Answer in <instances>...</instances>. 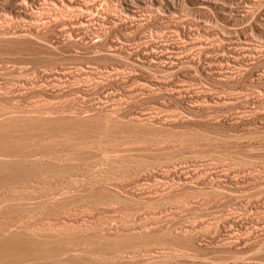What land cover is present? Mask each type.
Returning a JSON list of instances; mask_svg holds the SVG:
<instances>
[{"label":"bare ground","instance_id":"obj_1","mask_svg":"<svg viewBox=\"0 0 264 264\" xmlns=\"http://www.w3.org/2000/svg\"><path fill=\"white\" fill-rule=\"evenodd\" d=\"M115 1H116L115 4H113L112 0H0V2H2L4 8L9 13L11 18L16 19L17 21L20 20V21H22V23L23 22L26 23V25L28 27L26 29H24V27H23V29L18 28L16 30L15 29L13 30L9 26L7 28L4 27V28L0 29V47H3V49L1 48L2 51L5 48V50H4V52H5L6 50L9 49V46H11V47H12V45L15 46L14 44H19L18 47L22 44L23 45L27 44L33 48L35 47L37 49L36 53L38 55H39V50H40L41 54L43 52H46V53H43V57H44L47 53L48 54L51 53L53 55V53H55L56 50H59L60 47H62L61 49L63 50V46H66V49H68L67 46H69L71 48V50L74 47L75 51H76L77 48H79V46L82 45L83 46L82 49L86 50V52L88 51V53L89 52H95V54H94L95 56H96V54H98V55H101V57L102 56H104L105 58L109 57V59L110 58L111 59L118 58L119 61L122 60V62L120 61L121 63H123V61H124L127 64H129L131 66V68L142 69V71L144 70V72H146L145 70H148V71L149 70L150 71L151 70H154V71L157 70V72H158V71H169V70L173 71L174 69L175 70L176 69L182 70L184 68H189V67L193 68V69L196 68V70H197V68H199L202 71L201 72L198 69L200 71V73L211 74L212 77H214L218 81L219 80L220 81L226 80L227 82H228V80L233 81V79H235L237 76L240 77V75L242 73L240 75L238 73V75L236 76L235 71H237V72L238 71H240V72L244 71L243 67H245V66L242 67V64H241L242 61H244V60L246 61L249 59L251 60V58L252 59H258L256 57L257 56L256 52H257V50H260V49L256 48L255 45H252L251 44L252 42L250 43V39L247 36V34H248L247 32H248V30L251 31L252 35H253V31L256 33L264 34V0H115ZM188 5H193L195 8L194 11L200 12L207 17H212V18H207V19H216L217 21L219 20V21L223 22L225 25V28L227 29L226 33H228V35L230 33H232L231 34L232 36L234 33L235 37H233V38L229 37V40L226 39V41H224L225 38L222 37L223 42H227V41L228 42L224 44L221 40L222 43L219 42L220 43L219 44L217 42V44H214V45L213 44L206 45L202 41L195 39V37L193 39V37H191V34H192L191 28L186 26V24H185L186 22L181 18L182 11H184L185 9H188ZM4 8H3V10H4ZM150 17L156 18V20L157 19L165 20L164 25L162 24L161 26H159V27L156 26L154 28L155 31H158V33L159 32L162 33V31L163 32L167 31V33H169V34L178 36V37H180V39L182 38L183 43L180 44V43H177L175 41H172L173 40L172 37L171 38L167 37L163 41L161 39H160L161 41L160 40L157 41V39L154 40L151 37H150L151 39L147 38L148 37L147 33L150 34L151 31H153V30H146L145 29V21L143 24L141 19L143 18L144 20L147 21V18H150ZM213 17H215V18H213ZM138 18H141L140 19L141 23H138V21H139ZM4 24H7V23H4ZM52 25H55L57 29L60 25H63V26L66 25L67 26V27L64 26V27H66L65 28L66 30L62 26L63 30L60 31L59 35L54 32L56 34V36L57 35L60 36L61 33L65 30V32H67V33H65L64 36L67 34V37L62 36V37H64L63 38L64 41L63 40L62 41L56 40L53 42L52 40H50L52 42H50V41L46 42V40H45L46 35H48L49 33H51V35L53 34V31L51 30V28L49 29V26L52 27ZM57 25H59V26L57 27ZM154 25H156V24H154ZM224 25H223V27H224ZM240 25H243V27H240ZM238 26L240 28H238ZM46 27H48V29H47L48 34L46 33V35H44L45 37H43L41 34V32H42L41 29L46 28ZM194 27H195V25L193 26V29H194ZM52 28L54 29V27H52ZM43 30H46V29H43ZM49 30H51L52 32H50ZM128 31L133 32L136 37H134V35H132L134 38L130 37L131 38V40H130V38L128 37V39H126L125 35L127 34L126 32H128ZM146 31H147V33H146ZM77 32H79L78 35L80 33L82 34V36L80 35L79 37L83 40V42H81L82 40L78 36H77V38H79L81 41H79V42L76 41L77 38H75V35L77 34ZM42 33L45 34V31H43ZM116 33H120L122 38L118 37V35H117V37H114V35ZM56 36L54 35L53 37H56ZM167 36H169V35H167ZM253 36H255V35H253ZM60 37H57V39ZM46 38H48V37H46ZM54 39H56V38H54ZM74 39H76V40H74ZM201 40H203V39H201ZM23 45L21 47L24 48V50H25V46L23 47ZM193 46L197 47L198 51L196 53L195 52L191 53L188 51L189 54H185L186 53L185 49L187 47L193 48ZM6 47H8V49ZM11 47L9 50H11V54H12L13 53L12 51L14 49ZM18 47L16 46L15 49H17L18 51L22 49V48L18 49ZM28 48H30V47H28ZM74 48H73V51H74ZM31 49L32 48H30V50ZM61 49H60V51H62ZM9 50L6 51V53H5V54H7V56L9 54ZM68 50H69V52H71L70 49H68ZM84 50H82V51H84ZM2 51L0 52L1 55H2ZM27 51H28V53H27ZM27 51H26V53H27V55H29L32 53V51H36V50L34 49L30 52L27 49ZM80 51H81V47H80ZM16 52L17 51H15V53ZM20 52L22 54H25L23 51H20ZM36 53L34 52V55ZM59 53H61V52H58V54H56V55L58 56ZM67 53L68 52L66 50V55H67ZM79 53L80 52L78 51V54ZM5 54H3V55H5ZM11 54H9V56H13V54L12 55ZM22 54H20V56H22ZM41 54L39 55L40 58L38 56L37 60L43 58V57H41L42 56ZM84 54L85 53L83 52V55ZM91 54H90V57H93V54L92 55ZM3 55H2V58L4 57ZM34 55L32 54L31 56H34ZM64 55L62 54L61 57L63 58ZM66 55H65V57L68 59V57L73 58L72 56L74 54L70 55L71 57L69 55L68 56H66ZM7 56H6V58H7ZM9 56H8V58H9ZM17 56H18V53H17ZM46 56H48V55H46ZM53 56H55V54ZM57 56H55V57H57ZM74 57H77V54L74 55ZM98 57H100V56H98ZM6 58L4 57L3 59L5 60ZM19 58H21V57H17V59H15V58H13V59H15L17 63H20L21 61L20 62L17 61V60H19ZM58 58H60V57H58ZM64 58H63V60H64ZM261 58H262V56H261ZM1 59H0V61H1ZM7 59L5 61L3 60L2 62L7 61L6 63H9V62L11 63V61H13V59H8V60ZM21 59H22V62H24V65L27 61H28L27 62L28 64L26 63V65H29L30 64L29 62L35 63V60H33L31 58H30V61H29V58L27 59V57H25V59H24L23 56ZM23 59H24V61H23ZM44 59H45V57H44ZM46 59H49V58L46 57ZM53 59H55V58H53ZM9 60H11V61H9ZM25 60H27V61L25 62ZM31 60H33V61H31ZM57 60H59V59H57ZM41 61L45 62V64L47 65L46 60L45 61L41 60ZM48 61L50 62V59ZM51 61L53 62L55 60H51ZM64 61H66V59ZM64 61H63V64L66 65V63H64ZM37 62L34 64L36 66V68H38L42 63V62H39L38 64H40V65H36ZM52 62H50V63H52ZM56 62L57 63L54 62V64H58V66L60 64H62V63H60V61H56ZM247 62L248 61H246V63ZM50 63H48V64L50 65ZM243 63H245V62H243ZM45 64H44V66H45ZM63 64H62V67H63ZM14 65H16L15 62H14ZM18 65H16V66H18ZM24 65L22 64L19 67L20 68L22 66L24 67ZM30 65H32L30 67H32V68L34 67L33 70H35L37 72V70L35 69V66H33V64H30ZM49 65L46 66L47 69L51 68V66H52V64L50 65V67H49ZM124 65L125 64H122L121 66L123 67ZM252 65H253V63H252ZM9 66H11V65H9ZM44 66H43V69L45 68ZM119 66H120V64H119ZM3 67H4V65H3ZM12 67L15 68V66H11V68L9 67V69H12ZM59 67H61V65ZM124 67H127V66L125 65ZM32 68H30V69L32 70ZM52 68H54V66ZM66 68H68V67H66ZM22 69H19L20 72L17 69L18 70V71L16 70L17 73L18 72L21 73ZM47 69H45V70H47ZM2 70H5V71H2ZM6 70H7L6 67L0 68V71H2L3 73L6 72ZM38 70H42V68L38 69ZM69 70H70V73H68V70H66L65 68H62V69L60 68L57 71L54 70L56 73L55 74L56 76L54 77L56 79V83H57V81L62 80V79L63 80L66 79V82H67V78H65L64 75L65 76H66V74L70 75L72 71H71V69H69ZM77 70H79V69H77ZM82 70L86 71V67ZM92 70L93 69H91V71H90V69H89V71H88V69H87V72L90 76L92 74H94V72H92ZM124 70H125V68H124ZM245 70H246V67H245ZM25 71H26V69H25ZM27 71H28V68H27ZM35 71H33V72H35ZM93 71H95V70H93ZM249 71H247V73ZM7 72H6V74L9 75ZM14 72H15V70L12 71L13 74H14ZM41 72H39V73H41ZM50 72H51V70H50ZM73 72H74V70H73ZM77 72L75 71V73H77ZM79 72H80V70H79ZM96 72L98 73V70ZM96 72H95V75H96ZM130 72H127L128 75L125 74L126 75L125 76L126 78H124L125 80L122 78L119 79V77L118 78L113 77L114 79L112 78V80H111V78L110 79L107 78L106 80H110V84L114 85L115 87L122 86L126 81L132 82V81H137V80H142L141 82H143V85L146 87H148V86L154 87L153 85H156L157 83H159V82H157L155 84L154 80L152 79L154 77L151 78L147 74L148 72L145 73V76L141 75V77H139L137 75L136 71H132V72H136V74L130 73ZM245 72L246 71H244V73ZM17 73L15 72V74H17ZM22 73H23L22 74L23 79L26 77L27 74L29 75V73H27L24 77V74L26 72H22ZM43 73H44V71H43ZM43 73H41V74H43ZM75 73H74V77L77 76V75L75 76ZM183 73L184 72H182L181 74H183ZM249 73H252V72H249ZM13 74L12 75L10 74L9 76L11 77V76H13ZM50 74H52V73H50ZM84 74H82V75H84ZM187 74H189V73H187ZM5 75H3V76H5ZM20 75L21 74L16 75L19 80L21 78V77L19 78ZM28 75H27V77H28ZM35 75H36L35 77L39 76L36 73H35ZM43 75H40L42 77V79H44ZM69 75H68V77H69ZM99 75H101V74H99ZM252 75L253 74H251L250 76H252ZM16 76H14L12 78H15ZM250 76H248V77H250ZM258 76H259L258 77L259 80H261V81L264 80V75L260 74ZM27 77L25 78L26 80H27ZM31 77H34V75H31ZM61 77H64L65 79L64 78L60 79ZM74 77H71V79ZM87 77H88V75L86 76V78ZM2 78H4V77H2ZM34 78H32V79H34ZM76 78H74V79H76ZM81 78L79 76V80ZM88 78L91 79L92 76L88 77ZM18 79H16V80H18ZM32 79L31 80L29 79V81L33 82L34 80H32ZM93 79H95V78H93ZM12 80H11V83L13 82ZM45 80H43V81H45ZM50 80L47 79L48 82ZM87 80L85 79L86 82H87ZM92 80H91V82H92ZM102 80H101V82H102ZM238 80H240V79L238 78ZM29 81H26L24 83H27ZM40 81L43 82L42 80H40ZM71 81L73 82V79ZM83 81H84V79H83ZM88 81L90 82V80H88ZM20 82H22V78H21ZM34 82H36V80ZM37 82L36 83L38 85L39 81H37ZM41 82H40V84H42ZM60 82H62V81H60ZM72 82H70V83L73 85L74 82L73 83ZM77 82H78V79L75 83H77ZM106 82L104 81V83H106ZM9 83H10V81H9ZM15 83H16V81H14V85L18 86V84H15ZM33 83H32V85H33ZM49 83L50 84L53 83L52 85H55L54 82H49ZM64 83H65V81H64ZM64 83L60 84L63 87L62 89H59L60 87H57L58 85L56 84L57 85L56 87L58 88L56 91H55V89L51 90V88H53V86L49 85V87L51 86V88H48L49 90H51L50 92H48L46 85H44L46 83H43V85L39 84L38 86L35 84L36 85L35 88L31 86L33 89H31V87H28L29 85L27 83L28 86L25 85V87L30 88V90L29 89L26 90L27 89L26 88L25 89L26 91L24 89L19 90L20 84H19V88H17V86H14V85L12 86L11 84L10 85L7 84V82H6V84L11 86V87L8 86V88H4L3 85H5V84H3V85L0 84V85H2V87L0 86V264H126L124 262L128 261V263H129V259L131 261V257L134 258L135 255L139 256L138 253H141V252H143V254L147 256V258H150V260H151V258H154L153 260L156 259L158 261H162V260L165 261V260H167V258H168V260L171 257L175 258L176 254L174 252L170 253L169 250L165 251L163 249L165 252L170 253L168 255H164V254H162V253H165L163 250L162 251H161V249L159 251L155 250V248L156 249L158 248V247H156L157 242H160V241H162V239H166V237H168L167 240H170V241H174V240L186 241V242L188 241V242L194 244L195 240H196L194 237H196V236L193 235L194 233L192 232V230L190 228L178 227L179 230H176V228L173 225L170 226V223H169V225L168 224L167 225L170 228L171 227L175 228V230H171L166 225L164 226L162 224H152L150 222H149L150 224H144L143 223L141 225V224H137V222H135V220L131 221V219H130V221H127V222L125 220V223H121L122 222L121 221L120 222L121 224L114 223V224H111L110 226L102 225L99 227H95V225L93 224L94 227H91V228L88 227L89 229H87V228L83 227L84 224H83V226H82V224L81 225L79 224V222H78L79 220H77V221L72 220L71 215H74L73 213H75V212H73V211L76 210L79 205L81 206L80 209H82V205L86 206L88 204H90V205L95 204V206L97 204L96 207H98V204H100V203L105 204L107 201H109L108 198H111L110 199L111 202L109 201L108 205H109V203H112V199L118 201V198L115 199L113 197H115V196L117 197V195L114 194L115 192H117V193H119V195H121L120 194L121 192H119V191H120V189L121 190L124 189L125 185H123V188H120L121 183H119V181L122 177L131 176V175L133 177L136 175L134 178H136V177L140 178L142 176V177H145L148 179V178H151V176H153V174H152L153 170L156 169L157 167H160V166H164L168 170V172L166 171V174L162 173V177H164V175H166V176L172 175L178 181L177 183L183 185V186L180 185V186H182L179 188L180 191H184V192L186 191L187 192V190L191 188V186H190L191 184L190 185L188 184V180L191 177L190 175L192 174V176H193L194 172H196L195 168H194L195 170L194 169L190 170L191 168L189 167V165L187 163L190 161L191 162L195 161L197 157L195 158L193 155L190 157L188 156L189 158H185V156H183L185 159L182 156L176 157V155H177L176 153L179 151L178 150V151H175L176 155H174V153L169 152L170 154H167L164 159L160 158V159L155 160V158H154L155 161L151 160V162L141 163V164L139 162H142V160L145 158H143L142 160L141 159L138 160V159H135L134 156H132L131 160H132V158H134L135 159V160L133 159L134 163L136 160H137V162L134 164L132 161L130 164H125L126 160L129 158V155H128V157L123 155L124 159L122 158V155L120 153H118V155L120 154L121 158H120V155L119 156L117 155V153L115 154L116 157H114V155H113L114 153L112 154L113 157H111V155H110L112 152H119V151L124 152V149L120 150L121 149L119 147L120 145L117 146L120 148L118 151H111L107 148V145L109 146V144L111 142V140H108V138L110 136L112 138L114 137L115 139L117 138L118 140L121 138L122 139L123 138H125V139L129 138L130 139L131 137H133V133L135 135L136 132L137 133L142 132V130H151L152 129V131H153V129L154 130L155 129L157 130L159 128L165 129V127H168V126L173 127L174 124H176V126H179V125H177V123L183 124L184 120L180 117V119L174 118L175 120H173V118H172V121L171 120L164 121L163 119L159 120V119H161L159 117L154 118L153 114H152V116H148V115H145L142 113H127L128 110L123 112L124 108L122 111L120 110V108H122V106H123L120 101H118L122 105L120 108H118L119 107L118 105H117V107L110 106V108H109L108 104H107L108 108L102 107V105H104V104H102L103 101H101L100 98L99 99L97 98V99L102 102V103L100 102L102 105L101 104L98 105L97 104L98 102L96 103L94 101L96 103L95 105L91 104V106L86 107L83 104V106H82L81 102H83L84 99H83V101L80 100V96L77 95L78 93H76V92H80V93L82 92L79 88L81 86L80 83L78 82L79 87H77L78 84L76 85V87L75 86L74 87L67 86L66 90H64L66 86H63V85H66L68 83H65V84ZM95 83H93V84L96 87ZM107 83L109 84V82H107ZM22 84L23 83H21V85ZM125 84H127V83H125ZM89 85H90V83H89ZM102 85H101V83H100V85L98 84L97 88L98 87L103 88ZM105 85L107 87V84H104V87H105ZM159 85H160V83H159ZM162 85L160 87H163ZM164 85H167V84H164ZM115 87H113V88H115ZM94 89H96V88H93V90ZM98 89H96V91H98V92L99 91L101 92L102 90L104 91V88L102 90H98ZM255 89L256 88H254V90ZM176 90H177V88H176ZM33 92L34 93L36 92V94H34ZM87 92H85V93H87ZM129 92H133V90H131ZM30 93H33L35 95V97H37L39 94H45L47 96L48 95L49 96L55 95V98H56L57 94H59L61 96H65L64 94H66V93H67L66 96H70L73 98V96L75 94L73 96H72V94L76 93V95L79 96V99H77V101H78L77 103H76V100L73 103L74 104L76 103V105L77 104L79 105L81 103V105H79L78 107L77 106L72 107L71 105H74V104L71 103V105H68V103H70V101L66 99L65 102L69 101L66 104V106H68L67 107L68 109H66V107H62V106H64L65 103L63 104L60 97H59V99H57L58 98L57 97L56 99H54V98H52V99H54L53 101L56 100L57 103L59 100H61L60 101L61 103L59 102L61 104L60 105L61 107L58 106L56 103H55L56 104L55 105L53 103V101L49 104L50 106H48L49 102L47 103L45 101L48 99H45L44 101H42L45 97L47 98V96H45V95H44L45 97L41 101H42V103L43 102L47 103V105L43 103L44 106L46 105V107H43V106L41 107V105H40V107H38L39 104H37V107H36V104L33 102L35 104V105H33L31 100L28 101V103L31 102V105H26V104L23 105L24 101H22L23 103H20L21 100H24L25 98H28V99H25L26 101L29 100V97L31 96ZM37 93H39V94H37ZM68 93L69 94L72 93V94L69 95ZM107 93H108V91H107ZM244 93H245V91H244ZM103 94H104V92H103ZM115 94L109 95L108 98L111 96L110 98L112 99V95H115ZM129 94H131V93H129ZM177 94L179 95V96L177 95L178 97L181 96L179 92ZM27 95L29 97H26ZM76 95H75L74 99L77 98ZM104 96H106V94H104ZM39 97L40 96H38V98H36V100L38 99L37 101H39ZM89 97H90V95H89ZM160 97H162V96H160ZM195 97H199V95H196ZM31 98H32V96H31ZM61 98L63 99V97H61ZM72 98H70V99H72ZM81 98H83V97H81ZM74 99H72V101H74ZM113 99L115 100L114 97H113ZM122 100H123V98H122ZM179 100H180V98H179ZM33 101H35V99ZM79 101H81V102H79ZM92 101H93V99H92ZM94 102H92V103H94ZM227 102H229V101H227ZM36 103H39V102H36ZM42 103H40V104H42ZM84 103H87V102L84 101ZM115 103H117V101ZM179 103H181V101ZM51 104L52 105L54 104L53 107L51 106ZM87 104H89V103H87ZM141 105H143V104H141ZM55 106H58V107H55ZM70 106H71V108H70ZM224 114H226V113H224ZM214 120H215V118H214ZM262 120H264V119H262ZM237 121H239V120H237ZM189 124H190V122H189ZM254 124H256V123H254ZM208 125L210 126V124H208ZM205 127H206V125H205ZM218 130H220V129L218 128ZM131 133H132V136H131ZM151 133H149V134H151ZM172 133H170L171 134L170 136H172ZM111 137L109 139H111ZM142 137H144V136H142ZM205 137L203 136L204 139H205ZM139 138H141V137H139ZM157 138H152L148 144L146 142H144L145 144H142L143 142L140 143L141 142L140 140H139L140 141L139 143L142 146H145V145L148 146L151 144L152 146H157V147H160V145L162 146V145L166 144L165 139H163V138L159 139L160 138L159 137L158 138L159 140H156ZM170 138H172V137H170ZM191 138H193V137H191ZM134 139L137 140L138 138L136 139V137H135ZM134 139H130V140L132 141ZM252 139H254V138H252ZM118 140H116V141L119 142ZM189 140H187V141H189ZM239 140H241V139L239 138ZM108 141H110V142H108ZM168 141H169V139H168ZM215 141H218V140H215ZM107 142H108V144H107ZM117 142L114 145H118ZM127 142L129 144L130 141H127ZM132 142L133 143L138 142V140L132 141ZM179 142H181V141H179ZM179 142L175 141L173 143H176V144L178 143L179 145L184 143V142H181V144H180ZM132 144H130V146L132 148L135 147L136 145L138 146L137 143H136V145L133 144L135 146H132ZM206 144H208V143H206ZM241 144H240V146H241ZM175 145H174V147H175ZM179 145H176V146L178 147ZM202 145H203V143L200 146H202ZM244 145H246V144H244ZM137 146L135 148H138V150H139L141 147L139 146L140 147L139 148ZM167 146H169V145H167ZM170 146H171V144H170ZM182 146L184 147L185 144H183ZM117 147L115 146L114 149ZM125 147H127V145ZM148 147H150V146H148ZM165 147L166 146L163 147V150ZM174 147H172V148H174ZM187 147H188V149H190L189 147H191V146L187 145ZM112 148H113V146H112ZM156 148H154V150ZM184 148H186V147H184ZM128 149H129V145H128ZM128 149H125V150H128ZM144 149H148V148H144ZM144 149L142 148L143 151H144ZM165 149H168V148L166 147ZM169 149L171 151V148H169ZM149 150H150V148H149ZM154 150H152V151H154ZM161 150H162V148H161ZM136 153H138V152H136ZM193 153H195V151ZM123 154H125V152ZM186 154H188V153H186ZM137 156H139V155H137ZM125 158H126V160H125ZM138 158H140V157H138ZM151 158H153V157H151ZM124 160H125V162H124ZM144 161L145 160H143V162ZM232 162H234V161H232ZM234 163H236V162H234ZM161 169H163V167L160 168L159 170H161ZM166 169H164V170H166ZM261 174H263V173H261ZM195 176H197V175H195ZM159 177H161V176H159ZM235 178H237V177H235ZM122 180L123 179H121V182H122ZM202 180H203V178L201 179V181ZM208 181H209V179H208ZM123 182H122V184H123ZM162 182H164V181H162ZM174 182H173V184H174ZM209 182L206 183V185L209 184ZM223 182L221 183L219 181V183H218V181H217V185L219 184L218 185V188H219L218 191H220L221 193H229L230 194L233 192L232 194H235L234 192L237 191L236 189L239 188V186H238L239 182H237L238 184H236L235 182L234 183H231V182L223 183ZM136 184H138V183H136ZM170 184L172 185L171 182H170ZM166 185H168V184H166ZM214 185H215V183H214ZM141 186L144 187L143 184ZM146 186H148V185H146ZM170 187H169V190L167 192L165 191L167 193V195H166L167 197H168V195H173L176 197V195H174L176 193L177 194L180 193V196H181L182 193L179 192L178 190L174 189L175 187L173 189L172 188L170 189ZM118 188H120L119 191H117ZM192 190H193V188H192ZM197 190H199V189L197 188ZM125 191L126 190H124V192ZM163 191L164 190H162V192ZM213 192H214V194L216 193L215 191H213ZM122 194H124V193H122ZM125 195H123V196H125ZM226 195L228 196V194H226ZM130 196H132V195H130ZM143 196H144V193H141V191L137 195V197L140 199ZM166 196L164 198H166ZM177 196H179V195H177ZM223 196H225V194ZM232 197H233V195H232ZM125 198H126V196H125ZM123 199H121V201H123ZM132 199H133V196L131 197L130 200H132ZM114 200H113V202H115ZM130 200H128V201H130ZM233 201H234V199H233ZM161 202H163V201H161ZM117 203H119V201ZM145 203H146V201H144V204ZM122 204H124V203H122ZM156 204H157V202H156ZM182 204H181V206H182ZM158 205H160V204H158ZM93 206L91 208H93ZM88 207L90 209L89 205H88ZM85 208H87V207H85ZM228 209H230V208H228ZM77 210H76V212H77ZM138 210H140V209H138ZM171 216H173V215H171ZM225 217L227 218V216H225ZM178 219H180V218H178ZM223 219H224V217H223ZM163 221L164 220H162V222ZM227 221H228V224H230V226L231 225H234V226L238 225V219H236V218H231L228 216ZM82 222H80V223H82ZM214 222H216V221H214ZM97 223H99V222H96V224ZM172 223H174V222H172ZM217 224H215V225H217ZM163 228L169 229L170 231H168V233H166V232H164ZM231 231L232 230L227 231L228 232L227 234H229V236H231V233L234 232V231H232V232ZM258 233H257V235H258ZM254 236H255V234H254ZM164 241H166V240H163V242ZM228 241H231V240H228ZM163 242H161V243H163ZM240 243H241V241L238 244H240ZM154 244H156V245L154 246ZM198 244H200V243H198ZM233 244H235V243H233ZM233 244L230 243L229 245L226 244L225 246H227L229 248L230 247L233 248L234 247ZM237 246H235L234 249L237 248ZM189 247H191V246H189ZM182 252L178 253L179 257L181 258V256H184V258H183L184 260H185V257L188 258V260H189V258L191 256H189L188 253L184 254V252H183V254H181ZM214 252L216 253V251H214ZM225 252H229V250H227ZM240 252H241V250H240ZM143 254L140 256L141 258L143 257ZM242 254H244V253H242ZM179 257H177V258H179ZM143 258H145V259L143 260ZM143 258H142L141 262L142 261L145 262V260L147 259L146 257H143ZM213 258H215V257H213ZM190 260H192V259H190ZM132 261H133V259H132ZM229 261H231V260H229ZM239 261L240 262L237 264H245L244 262H241V259ZM133 262H135V261H133ZM152 262L153 261H151V264H152ZM194 262H196V261L194 260ZM164 263H166V261ZM139 264H141V263H139ZM148 264H149V262H148Z\"/></svg>","mask_w":264,"mask_h":264},{"label":"rangeland","instance_id":"obj_2","mask_svg":"<svg viewBox=\"0 0 264 264\" xmlns=\"http://www.w3.org/2000/svg\"><path fill=\"white\" fill-rule=\"evenodd\" d=\"M113 4H115V0H112ZM4 6L2 4V2H0V29L2 28H7V27H11L13 30L15 29H18V28H22L24 27V29L28 28L26 23H22V21L20 20H16V19H13L10 17L9 13L6 11V9L4 8ZM195 8L193 5H188V9H185L184 11H182L181 13V18L186 22V26H188L189 28H191V37H195V39H198L200 41H202L203 43H205L206 45H210V44H217V42L219 43H222L223 42V38L224 37V41L229 40V37L230 38H233L235 37V34L233 33V36L231 35L232 33H230L228 35V33H226L227 29L225 28V25L223 22L221 21H217L216 19H207V18H212V17H207L205 15H203L202 13L200 12H196L194 11ZM8 13H6V12ZM194 11V12H193ZM205 18V19H204ZM215 18V17H213ZM139 21L138 23H141V20H142V23L144 24V21H145V29L146 30H153L151 31V33H147V38H152V39H157V41H159L160 39L163 41L165 40V38L169 37L171 38L172 37V41H175L177 43H180L182 44L183 40L182 38L180 39V37L178 36H175V35H172V34H169L167 33V31H162L158 33V31H155L154 28L157 26H161L162 24L164 25L165 24V20H160V19H157L156 18H147V21L144 20L143 18H138ZM141 19V20H140ZM12 20V21H11ZM150 20V21H149ZM159 20V21H158ZM189 20V21H188ZM161 21V22H160ZM197 21V22H196ZM216 21V22H215ZM160 22V23H159ZM189 22V23H188ZM218 22V23H217ZM4 23H7V24H4ZM22 23V24H21ZM2 24V25H1ZM156 24V25H154ZM217 24V25H216ZM220 24V25H219ZM5 25V26H4ZM26 25V26H25ZM147 25V26H146ZM195 25L194 29H193V26ZM224 25V27H223ZM3 26V27H2ZM14 26V27H13ZM20 26V27H19ZM59 25H57L58 27ZM60 25L58 27V29L56 28L55 25H52V27H54V29L49 26V29L51 28V30L53 31V36L56 34L59 35L60 31L63 30V27L66 26L64 25ZM67 27V26H66ZM64 27V29L66 28ZM240 27H243V25H240ZM238 26V28H240ZM56 28V29H55ZM43 29H48V27L46 28H43ZM41 29V31H45V34L41 32L42 36L45 37L44 35H46V33L48 34V30H43ZM199 29V30H198ZM201 29V30H200ZM224 29V30H223ZM51 30H49L50 32H52ZM66 30V29H65ZM65 30L61 33V37L60 36H56V37H53L51 35V33H49L48 35H46V38L45 37V40L46 42L47 41H50L52 40L53 42L56 41V40H63L64 41V37H67V34L64 36L65 33ZM207 30V31H206ZM56 34H55V33ZM79 32H77V34L75 35V38H77V36L79 37L80 35L82 36V34L80 33L78 35ZM127 34L125 35L126 36V39H128V37H136L135 34L133 32H126ZM131 33V34H130ZM133 33V34H132ZM194 33V34H193ZM211 33V34H210ZM213 33V34H212ZM247 36L248 38L250 39V43L252 45H255L256 48L260 49V50H257L256 52V57L258 59H252L249 61V60H246L248 61L246 63V61H242L241 64H242V67L245 66L246 67V70H245V67H243L244 71H246L245 74L244 71L243 72H240V71H235V74L237 76L235 79L232 80H228V82L226 80L224 81H218L217 79H215L214 77H212L211 74H205V73H200L201 69L196 68L193 69V68H184L182 70H169V71H158L157 70H145L146 72H144V70L142 71V69H133L131 68V66L129 64H127L126 62L122 60L119 61L118 58H113V59H109V57L105 58L104 56L101 57V55H98L96 54V56L94 55L95 52H89L88 51L86 52V50L82 49V45L79 46V48H77V50L80 52L78 54V51L76 50L75 51V48H74V51H73V48L71 50V48L69 46L68 49L71 50V52H69L68 49H66V46H63V50L61 49L62 47H60V49L62 51L59 50H56L55 53H53V55L55 54V56H57L56 54H58V52H61L63 55L65 54L66 55V50H67V55L68 56L70 53V55L74 54L76 55L77 54V57H74V55L72 56L73 58H69L68 59L65 57L64 55V60L66 59V61L63 60V58L61 57L62 54L59 53V55L57 57L53 56L51 53L50 54H46L48 56H44L43 57V53H46V52H43L41 54L40 50H39V55L41 54L43 58L41 59H38V54L36 53L37 52V49L34 47H31L30 45H23V47L25 46V50L24 48H22L20 45L18 47L19 44H14L15 46L12 45L9 46V49L10 47L13 48L15 51H17L15 53V51L13 50L12 54L13 56H9V54H11V50L8 49V47H6L8 50H9V58L7 56L6 50L4 48V50L2 51L3 47H0V52L2 51V55L5 54L7 56L8 59H17V57H21L22 56L24 57H27V59L29 58V61H30V58L35 60V63L37 62L36 65H40L38 64L39 62H42L41 63V67L39 66L38 68H36V66L34 65L35 63H31L29 62L30 64H33V66H35V69L37 70V72H41L43 73L44 71V75L41 74V73H37L35 70H33L32 65H26V63L28 62L27 60H25V65H24V62H22V59L19 58V60H17L18 62L20 63H17L15 59H13V61L16 63V65H14V62L11 61V63H6V62H2L4 59V57L6 58L5 55H3L4 57L2 58V55L0 56V68H4L6 67L7 70L6 72L10 75H12V71L15 70V72L17 73V71L19 69H22L21 70V73L20 70L17 74H13V76H9L6 74V72H2V71H5V70H2L0 71V84H5L3 85L4 88H8V86L11 84L12 86L14 85V81H16L15 84H18L17 85H14V86H17V88H19V84H20V88L19 90H22V89H26L28 87H36L37 85V81H39V84H40V80H45L43 82H41L42 84L40 85H43V83H46L44 85H46L47 87V90L48 92H50L51 90L55 89V91L58 89L57 87H60L59 89H62L63 87L60 85L61 83L63 84L64 81L65 83H68L66 85H63V86H66L64 90L67 89V86L69 87H76V85L78 84V82L80 83V87H79V84L77 85V87L80 88V90L82 91L81 93L80 92H76L78 93L77 95L80 96V100L87 102V103H82V106L84 104V106H91V104L95 105L97 102L98 105H100L103 101L102 104V107H106V108H110V106L112 107H117V105L119 106L118 108H120L122 105V108H120V110L122 111L123 108H124V111H127V113H142V114H145V115H148V116H152L153 114V117L154 118H161L159 120H164V121H169L171 120L172 121V118L173 120H175L174 118H178L180 119V117L184 120V123L180 124V123H177V125L179 126H176V124L173 125V127L171 126H168V127H165L164 128H159V129H152L151 130H142V132H136V134L134 135L133 133V137H131L130 139H134L136 137V139L138 140V142H132V141H137V140H130L129 138L128 139H125V138H121V139H115L114 137L112 138L111 136V139L108 138V140H111L108 141L110 142L109 146L107 145V148L111 151H118L120 148V150H123L124 149V152L125 154H123L124 152L123 151H119V152H112L110 155L111 157H116V153L118 155V153H120L122 155V158L124 156L128 157L129 155V160L125 158L124 162L125 164H130L133 159H143L145 160L143 162H139L140 164L141 163H148V162H151V160L153 161L154 158L155 160L156 159H160V158H165L167 154H170V153H174V155H176V157H183L185 156V158H189L190 156H194L196 158L195 161L193 162H188L187 164L189 165V167L191 168L190 170H193L194 168L196 169V172H194V175L192 176V174L190 175V179L188 180V184L191 186L190 189L187 190V193L186 191H180V187H182L183 185L182 184H179L177 183L178 181L172 176V175H169V176H166L164 175V177H162V173H165L166 174V171L168 172V170L166 169V167L164 166H160V167H157L156 169L153 170L152 174L153 176H151V178H145V177H136L134 178L135 176L132 177L131 176H126V177H122L121 179L122 182H121V179L119 181V183H121V186L120 188H123V185L124 186V189H120L118 188L117 191H120L121 192L119 195V193L115 192L114 194L117 195V197H113L115 199L118 198V201L119 203H117L118 201L117 200H114L112 199V203H109L108 205V202L110 201L111 198H108L109 201H107L105 204H98V207L97 204L95 206V204H88L90 206V209L88 207V205H82V209L81 206L79 205L77 207V212L76 210H74L73 213L74 215H71L72 217V220H79V224L83 226L84 224V228H91V227H99V226H102V225H108L110 226L111 224H121V223H125V220L126 222L127 221H133L135 220V222H137V224H162V225H166L168 226L169 223H170V226H174L176 228V230H179L178 227H181V228H190L192 230V232L194 233L193 235L196 236L194 237L196 240H195V243L192 244L190 242H186V241H179V240H174V241H170V240H167L168 237H166V239H162V241L160 242H157V245L154 244V246L156 245V247H158L157 249L155 248V250H160L161 251L164 249L165 251H168L171 253V252H174L176 254V259L174 257H171L167 258L166 263H164L165 261L162 260V261H158V260H153L154 258H147L146 255L143 254V252H141L143 254V257H146L147 259L144 261L141 262L142 258L140 257L142 254L141 253H138L139 256L135 255L134 258L131 257V261L133 259V261L135 262H131L130 259H129V263L128 261L127 262H124L126 264H151V261L152 264H159L160 262L162 264H237L239 263L240 259H241V262H244L245 264H264V80L261 81L258 79V75H264V34H260V33H256L253 31V36L251 31L248 30L247 32ZM198 34V35H197ZM120 37L122 38L121 34L120 33H116L114 35V37ZM134 35V37L132 36ZM169 35V36H167ZM217 35V36H216ZM232 37H231V36ZM64 36V37H62ZM165 36V37H164ZM197 36V37H196ZM250 36V37H249ZM57 37H60L57 39ZM205 37V38H204ZM215 37V38H214ZM221 39H220V38ZM258 37V38H257ZM262 37V38H261ZM56 38V39H54ZM80 38V37H79ZM79 38L74 39L76 41H81ZM142 38V37H141ZM150 38V39H151ZM143 39V38H142ZM145 39V38H144ZM175 39V40H174ZM203 39V40H201ZM211 39V40H210ZM131 40V38H130ZM160 40V41H161ZM222 40V42H221ZM50 41V42H52ZM207 41V42H206ZM83 42V40L81 41ZM215 42V43H214ZM228 42V41H227ZM227 42H223L224 44L227 43ZM219 43V44H220ZM261 43V44H260ZM77 45V44H76ZM16 46L18 47V49L22 48L21 50H17L15 49ZM78 46V45H77ZM27 47V48H26ZM32 48L30 50V48ZM80 47H81V51H80ZM2 48V49H1ZM66 50H65V49ZM262 48V49H261ZM27 49L31 52L32 50H36V51H32L31 54H29L30 56L33 54L34 55V52L36 53L34 56H29L27 55L28 51ZM187 49V50H186ZM185 49V54H189V52L191 53H196L198 51L197 47L193 46L192 47H187ZM84 50V51H82ZM20 51H23L25 54H22ZM27 51V53H26ZM64 51V52H63ZM73 51V52H72ZM189 51V52H188ZM193 51V52H192ZM4 52V53H3ZM77 52V53H76ZM83 52L85 53L83 55ZM8 53V52H7ZM17 53H18V56H17ZM22 54V56H20V54ZM93 54V57H90V54ZM190 53V54H191ZM11 54V55H12ZM87 54V55H86ZM91 54V55H92ZM15 55V56H14ZM51 55V56H50ZM69 55V56H70ZM89 55V56H88ZM17 56V57H16ZM79 56V57H78ZM100 56V57H98ZM262 56V58H261ZM33 57V58H32ZM46 57H48L50 59V62H52L51 60H55L53 61L52 63H50L48 60L49 59H46ZM55 59H53V58ZM60 57V58H58ZM71 57V56H70ZM90 57V58H89ZM6 58V59H7ZM36 58V59H35ZM40 58V56H39ZM5 59V60H6ZM7 59V60H8ZM23 59V61H24ZM59 59V60H57ZM64 63H66V65L63 64V61ZM118 59V60H117ZM4 60V61H5ZM31 60V61H33ZM37 60V61H36ZM40 60V61H39ZM41 60H46L47 62V65L45 64V62L41 61ZM68 60V61H67ZM56 61H60V63L63 64V67H62V64H59L61 65V67L58 66V64H54L57 63ZM62 61V62H61ZM252 61V62H251ZM2 62V63H1ZM245 62V63H243ZM24 65V67L22 66L21 68L19 67L20 65L22 64ZM50 63V65L52 64L51 68L50 65L48 64ZM251 63V64H250ZM253 63V65H252ZM257 63V64H256ZM8 66H7V65ZM13 64V65H12ZM28 64V63H27ZM45 64V66H44ZM54 64V65H53ZM120 64V66H119ZM122 64H125L127 67H122L121 65ZM4 65V67H3ZM15 66L12 67V69H9V67L11 68V66ZM45 67L43 69V66ZM49 65V69H47L46 66ZM58 67H57V66ZM54 66V68H52ZM56 66V67H55ZM68 67L69 69H71V74H66V76L64 75L65 78H67V82H66V79L64 77H61L60 79L64 78L65 80H59L57 81L56 83V79L54 78L56 75L55 71L59 70L60 68H65L66 70H68V73H70V70L66 67ZM88 66V67H87ZM91 66V67H90ZM86 67V71L85 70H82ZM130 67V68H129ZM259 67V68H258ZM14 68V69H13ZM27 68H28V71H27ZM32 68V70L30 69ZM42 70H38V69H41ZM118 68V69H117ZM121 68V69H120ZM125 68V70H124ZM9 69V70H8ZM18 69V70H17ZM26 69V71H25ZM47 69V70H45ZM55 71H54V70ZM74 72H73V70ZM79 69V70H77ZM87 69L89 71H91V69L95 70L92 72H94V74H92V78L89 79L88 77H91L88 72H87ZM123 69V70H122ZM131 69V70H130ZM200 71H199V70ZM11 70V71H10ZM17 70V71H16ZM30 70V71H29ZM51 70V72H50ZM83 72H82V71ZM98 70V73L96 72ZM131 72H130V71ZM250 70V71H249ZM35 71V72H33ZM75 71L78 73H75ZM117 71V72H116ZM132 71H136L137 72V75L139 77H141V75L145 76V73H147L155 82V84L157 82L160 83H157L156 85H153L154 87L152 86H144L143 85V82H141L142 80H137V81H126L125 83L127 84H123L122 86L120 87H115L114 85L110 84V80H106L107 78L112 80L113 77L115 78H118L119 79H124L126 78L125 76L128 75L127 72H130V73H134L136 74V72H132ZM247 71L249 72H252V73H247ZM2 72V73H1ZM22 72H26L24 74V77L27 73H29L28 77H27V80L23 79V73ZM32 72V73H31ZM47 72V73H46ZM49 72V73H48ZM95 72H96V75H95ZM101 72V73H100ZM105 72V73H104ZM120 74H119V73ZM182 72H184L183 74H181ZM202 72V71H201ZM34 73V74H33ZM35 73L37 75H43L44 79H42V77L38 76V77H35ZM52 73V74H50ZM74 73H75V76L77 77H74ZM86 75H85V74ZM129 73V74H130ZM139 73V74H138ZM189 73V74H187ZM196 73V74H195ZM6 74V75H5ZM18 74H21L19 76V78L21 77L22 78V82L21 81V78L20 80L18 79V77L16 75ZM49 74V75H48ZM84 74V75H82ZM101 74V75H99ZM126 74V75H125ZM146 74V75H147ZM251 74H253L252 76H250ZM5 75V76H3ZM31 75H34V77H31ZM52 77H51V76ZM69 75V77H68ZM72 75V76H71ZM88 75V77L86 78V76ZM98 75V76H97ZM119 75V76H118ZM123 75V76H122ZM184 75V76H183ZM189 75V76H188ZM7 76V77H6ZM16 76L15 78H12ZM79 76H80V80H79ZM112 76V77H111ZM191 76V77H190ZM246 76V77H245ZM250 76V77H248ZM4 77V78H2ZM50 77V78H49ZM71 77H74L72 78L73 79V82L74 84L72 85L70 82H72L71 80ZM178 77V78H177ZM7 78V79H6ZM13 80H12V79ZM34 78V79H32ZM41 78V79H40ZM53 78V79H52ZM95 78V79H93ZM199 78V79H198ZM238 78L240 80H238ZM10 79V80H9ZM15 79V80H14ZM18 79V80H16ZM29 79L31 80H36V82H32V81H29ZM38 79V80H37ZM47 79H51L49 82H54L55 85H52L53 83H49L47 81ZM69 79V80H68ZM78 79V82L75 83ZM84 79V81H83ZM85 79L87 80H90V82L87 80V82L85 81ZM93 79V80H92ZM103 79V80H102ZM114 79V78H113ZM248 79V80H247ZM6 80V81H5ZM11 80L13 81L11 83ZM76 80V81H75ZM92 80V82H91ZM100 80V81H99ZM102 80V82H101ZM125 80V79H124ZM156 80V81H155ZM158 80V81H157ZM165 80V81H164ZM182 80V81H181ZM238 80V81H237ZM10 81V83H9ZM26 81H29L27 83H24ZM62 81V82H60ZM96 83H95V82ZM99 83H98V82ZM104 81L106 82H109V84L106 82L104 83ZM170 81V82H169ZM261 81V82H260ZM9 84L7 85L6 84ZM18 82V83H17ZM31 82V83H30ZM60 82V83H59ZM72 82V83H73ZM86 82V83H85ZM134 82V83H133ZM185 82V83H184ZM243 82V83H242ZM252 82V83H251ZM21 83H23L21 85ZM33 83V85H32ZM64 83V84H65ZM71 85H70V84ZM90 83V85H89ZM95 83L96 84V87L95 85L93 84ZM103 86L104 88V91L102 90L103 88H100L98 86V84ZM183 83V84H182ZM194 83V84H193ZM235 83V84H234ZM36 84V85H35ZM38 84V85H39ZM48 84V85H47ZM58 86H57V85ZM104 84H107V87L105 85L104 87ZM163 84V85H162ZM164 84H167V85H164ZM2 85H0L2 87ZM35 85V86H34ZM37 85V86H38ZM49 85L53 86V88H51V86L49 87ZM94 85V86H93ZM163 86V87H160V86ZM239 85V86H238ZM56 88H55V87ZM166 86V87H165ZM199 86V87H198ZM230 86V87H229ZM254 86V87H253ZM11 87V86H9ZM24 87V88H23ZM31 87V89H33ZM68 87V88H69ZM85 87V88H84ZM115 87V88H113ZM132 87V88H131ZM157 87V88H156ZM235 87V88H234ZM48 88H51V90H49ZM93 88H96L98 90H102L100 93L98 91H96V89L93 90ZM119 88V89H118ZM129 88V89H128ZM137 88V89H136ZM166 88V89H165ZM169 88V89H168ZM177 88V90H176ZM254 88H256L254 90ZM30 90V88H27L26 90ZM83 89V90H82ZM157 89V90H156ZM172 89V90H171ZM180 89V90H179ZM228 89V90H227ZM260 89V90H259ZM25 90V91H26ZM114 90V91H113ZM133 90V92H129ZM160 90V91H159ZM164 90V91H163ZM179 90V91H178ZM194 90V91H193ZM197 90V91H196ZM236 90V91H235ZM89 93H88V92ZM94 91V92H93ZM108 91V93H107ZM111 91V92H110ZM137 93H136V92ZM175 91V92H174ZM245 91V93H244ZM87 92V93H84ZM93 92V93H92ZM96 92V93H95ZM106 94V96H104V94ZM119 92V93H118ZM124 92V93H123ZM143 92V93H142ZM180 93V97H178L179 95L177 93ZM190 92V93H189ZM228 92V93H227ZM231 92V93H230ZM234 92V93H233ZM241 92V93H240ZM243 92V93H242ZM34 93V92H33ZM33 93H30L31 96L29 97L28 95L26 97H29V100H25V99H28V98H25L24 100H21L20 103H23L22 101H24L23 105L26 104V105H31V102L35 103L36 104V107H37V104L38 107H46L47 103H48V106H50L49 104L54 100L56 99H60L62 100V103L64 104V106L62 107H66V109H68L66 106V104L70 101V103H68V105H71L74 104L73 102H75L76 100V103L78 102L77 99H79V96L76 95V93H71L72 96L75 94L77 96L76 99H74L75 95L72 97L70 96H66V94H64L65 96H61L59 94L56 95V98H55V95L54 96H47L45 94H39L38 96L39 97V101L36 100L37 97H35L34 94H36V92L33 94ZM83 93V94H82ZM116 93V94H115ZM126 93V94H125ZM131 93V94H129ZM136 93V94H135ZM204 93V94H203ZM62 94V93H61ZM69 94V93H68ZM69 94V95H71ZM92 94V95H91ZM111 94H115V95H112V99L108 96L111 95ZM125 94V95H124ZM189 94V95H188ZM199 95V97H195L196 95ZM207 94V95H206ZM237 94V95H236ZM43 95V96H42ZM47 96V98L45 96ZM63 95V94H62ZM90 95V97H89ZM97 95V96H96ZM120 97H119V96ZM129 95V96H128ZM136 95V96H135ZM178 95V96H177ZM184 95V96H183ZM244 95V96H243ZM42 96V97H41ZM102 96V97H101ZM116 96V97H115ZM162 96V97H160ZM219 96V97H218ZM224 96V97H223ZM228 96V97H227ZM35 97V98H34ZM45 97V98H44ZM63 97V99L61 98ZM67 97V98H66ZM74 99V101H72V99ZM83 97V98H81ZM113 97L115 98V100L117 101V103H115L116 101L113 99ZM129 99H128V98ZM137 97V98H136ZM141 97V98H140ZM194 97V98H193ZM238 97V98H237ZM44 98V99H43ZM54 98V99H52ZM69 98V99H68ZM100 98L101 101H99L98 99ZM119 98V99H118ZM123 98V100H122ZM165 98V99H164ZM180 98V100H179ZM204 98V99H203ZM218 98V99H217ZM220 98V99H219ZM35 99V101H33ZM43 99V100H42ZM45 99H48V100H45ZM52 99V100H51ZM67 100V102H65ZM93 99V101H92ZM103 99V100H102ZM111 99V100H110ZM174 99V100H173ZM186 99V100H185ZM203 99V100H202ZM241 99V100H240ZM30 103H28V101H30ZM46 101L47 103H44L46 104L44 106V104L42 103V101ZM51 100V101H50ZM59 100L58 103L61 101ZM64 100V101H63ZM91 102H90V101ZM98 100V101H97ZM113 100V101H112ZM130 100V101H129ZM141 100V101H140ZM155 100V101H154ZM169 100V101H168ZM258 100V101H257ZM41 101V102H40ZM96 103H95V102ZM115 101V102H114ZM120 101L121 104L118 102ZM163 101V102H162ZM165 101V102H164ZM181 101V103H179ZM204 101V102H203ZM214 101V102H213ZM217 101V102H216ZM229 101V102H227ZM234 101V102H233ZM36 102H39V103H36ZM94 102V103H92ZM101 102V103H100ZM109 102V103H108ZM193 102V103H192ZM210 102V103H209ZM224 102V103H223ZM28 103V104H27ZM33 103V105H35ZM42 103V104H40ZM53 103L57 104L58 106H60L61 102L58 104L57 101H53ZM76 103L74 105H71L72 107H75V106H79L81 105V103L78 105H76ZM113 103V104H112ZM116 105H115V104ZM137 103V104H136ZM200 103V104H199ZM232 103V104H231ZM240 103V104H239ZM53 104V105H54ZM55 104V105H56ZM87 104V105H86ZM107 104H108V107H107ZM120 104V105H119ZM127 104V105H126ZM133 104V105H132ZM135 104V105H134ZM143 104V105H141ZM196 104V105H195ZM203 104V105H202ZM207 104V105H206ZM209 104V105H208ZM223 104V105H222ZM226 104V105H225ZM231 104V105H230ZM53 105L51 104V106L53 107ZM114 105V106H113ZM195 105V106H194ZM217 105V106H216ZM221 105V106H220ZM230 105V106H229ZM238 107H237V106ZM245 107H244V106ZM47 106V107H48ZM58 106H55V107H58ZM70 106V108H71ZM192 106V107H191ZM61 107V106H60ZM235 107V108H234ZM143 108V109H142ZM152 108V109H151ZM176 108V109H175ZM227 108V109H226ZM126 109V110H125ZM161 109V110H160ZM196 109V110H195ZM231 109V110H230ZM250 109V110H249ZM130 110V111H129ZM132 110V111H131ZM185 110V111H184ZM152 111V112H151ZM156 111V112H155ZM166 113H165V112ZM169 111V112H168ZM205 111V112H204ZM228 111V112H227ZM146 112V113H145ZM212 112V113H211ZM216 112V113H215ZM243 112V113H242ZM261 112V113H260ZM184 113V114H183ZM188 113V114H187ZM200 113V114H199ZM226 113V114H224ZM228 113V114H227ZM204 114V115H203ZM215 114V115H214ZM220 114V115H219ZM158 115V116H157ZM173 115V116H172ZM191 115V116H190ZM235 115V116H234ZM238 115V116H237ZM255 115V116H254ZM157 116V117H156ZM247 118H246V117ZM188 117V118H187ZM203 117V118H202ZM211 117V118H210ZM171 118V119H170ZM215 118V120H214ZM168 119V120H167ZM205 119V120H204ZM217 120V121H216ZM239 120V121H237ZM214 121V122H213ZM216 121V122H215ZM221 121V122H220ZM190 122V124H189ZM210 122V123H209ZM234 123V124H233ZM256 123V124H254ZM198 124V125H197ZM210 124V126L208 125ZM233 124V125H232ZM246 124V125H245ZM184 127H183V126ZM206 125V127H205ZM223 125V126H222ZM236 125V126H235ZM260 125V126H259ZM201 126V127H200ZM208 126V127H207ZM221 126V127H220ZM234 126V127H233ZM203 127V128H202ZM205 127V128H204ZM220 130H218V128ZM243 127V128H242ZM254 128V129H253ZM222 129V130H221ZM164 130V131H163ZM172 130V131H171ZM242 130V131H241ZM257 130V131H256ZM146 131V132H145ZM161 131V132H160ZM175 131V132H174ZM223 131V132H222ZM152 132V133H151ZM159 132V133H158ZM173 132V133H172ZM229 132V133H228ZM248 132V133H247ZM145 133V134H144ZM148 133V134H147ZM151 133V134H149ZM163 133V134H162ZM168 133V134H167ZM172 133V136H170ZM175 133V134H174ZM245 133V134H244ZM143 134V135H142ZM147 134V135H146ZM178 134V135H177ZM203 134V135H202ZM247 134V135H246ZM138 135V136H137ZM140 135V136H139ZM144 137H142V136ZM157 135V136H156ZM162 135V136H161ZM169 135V136H168ZM185 135V136H184ZM187 135V136H186ZM197 135V136H196ZM202 135V136H201ZM229 135V136H228ZM232 135V136H231ZM131 136H132V133H131ZM135 136V137H134ZM154 136V137H153ZM201 136V137H200ZM203 136L205 137V139L203 138ZM210 136V137H209ZM141 137V138H139ZM149 137V138H148ZM151 137V138H150ZM163 138L166 140V144L165 145H160V147H157V146H152L151 144L148 145L150 147H148L147 145L145 146H142L140 143L142 144H145L144 142H146L147 144L149 143V141L152 139V138ZM172 137V138H170ZM176 137V138H175ZM182 137V138H181ZM186 137V138H185ZM193 137V138H191ZM233 137V138H232ZM143 138V139H142ZM156 139V140H159V139ZM181 138V139H180ZM202 138V139H201ZM217 138V139H216ZM219 138V139H218ZM225 138V139H224ZM239 138L241 140H239ZM254 138V139H252ZM114 139V140H113ZM125 139V140H124ZM169 139V141H168ZM190 139V140H189ZM204 139V140H203ZM221 139V140H220ZM247 139V140H246ZM113 140V141H112ZM116 140H118L119 142H117ZM121 140V141H120ZM141 142H140V141ZM164 140V141H165ZM173 140V141H172ZM189 140V141H187ZM198 140V141H197ZM203 142H202V141ZM210 142H209V141ZM215 140H218V141H215ZM224 140V141H223ZM262 140V141H261ZM127 141H130L129 144ZM163 141V140H162ZM184 142L181 144V142H179L181 145H179L178 143H173V142ZM191 141V142H190ZM193 141V142H192ZM261 141V142H260ZM107 142V144H108ZM115 142V143H114ZM117 144L118 145H114V144ZM122 144H121V143ZM140 142V143H139ZM189 142V143H188ZM238 142V143H237ZM124 143V144H123ZM127 143V144H126ZM136 145V143L138 144L137 147H139L140 149L138 150V148H135L136 146L133 145V144ZM171 146H170V144ZM179 145L178 147L175 145ZM187 143V144H186ZM203 143L202 146H200L201 144ZM208 143V144H206ZM213 143V144H212ZM242 143V144H241ZM263 143V144H262ZM130 144H132V146H135V147H131ZM140 144V145H139ZM185 144L184 147H187V145L191 146L189 147L190 149H186L184 148L182 145ZM199 144V145H198ZM220 144V145H219ZM241 144V146H240ZM246 144V145H244ZM248 144V145H247ZM120 145V146H119ZM122 145V146H121ZM127 145V147H125ZM128 145H129V149H128ZM169 145V146H167ZM173 145V146H172ZM226 145V146H225ZM232 145V146H231ZM250 145V146H249ZM113 146V148H112ZM117 147L114 149V147ZM166 146L168 149L171 148V151L170 149H165L163 150V147ZM195 146V147H194ZM198 146V147H197ZM225 146V147H224ZM229 146V147H228ZM123 147V148H122ZM125 147V148H124ZM152 147V148H151ZM156 148L154 150V148ZM174 147V148H172ZM178 149H177V148ZM202 147V148H201ZM206 147V148H205ZM112 148V149H111ZM142 148H148V149H144V151L142 150ZM150 148V150H149ZM160 148V149H159ZM185 150H184V149ZM246 148V149H245ZM125 149H128V150H125ZM132 149V150H131ZM159 149V150H158ZM182 149V150H181ZM219 149V150H218ZM130 150V151H129ZM148 150V151H147ZM154 150V151H152ZM166 150V151H165ZM179 150V151H178ZM127 151V152H126ZM151 151V152H150ZM162 151V152H161ZM175 151H178L177 153ZM187 151V152H186ZM195 151V153H193ZM251 151V152H250ZM122 152V153H121ZM138 152V153H136ZM148 152V153H147ZM170 152V153H169ZM191 152V153H190ZM249 152V153H248ZM114 153V154H113ZM154 153V154H153ZM158 153V154H157ZM176 153V154H175ZM180 153V154H179ZM188 153V154H186ZM113 154V155H112ZM119 154V155H120ZM158 156H157V155ZM163 154V155H162ZM197 156H196V155ZM257 154V155H256ZM118 155V156H119ZM121 155H120V158H121ZM124 155V156H123ZM139 155V156H137ZM152 155V156H151ZM161 155V156H160ZM187 155V156H186ZM207 155V156H206ZM219 155V156H218ZM134 156V158H132L131 160V157ZM153 158H151V157ZM164 156V157H163ZM189 156V157H188ZM215 156V157H214ZM246 156V157H245ZM137 157V158H136ZM140 157V158H138ZM200 157V158H199ZM263 157V158H262ZM184 158V157H183ZM184 158V159H185ZM124 159V158H123ZM134 159V160H135ZM147 160V161H146ZM154 160V161H155ZM223 160V161H222ZM242 160V161H241ZM251 160V161H250ZM212 161V162H211ZM226 161V162H225ZM236 163H234V162ZM137 162V160L135 161V163ZM211 162V163H210ZM228 162V163H227ZM249 162V163H248ZM252 162V163H251ZM134 163V161H133ZM134 163V164H135ZM200 163V164H199ZM138 164V163H137ZM248 164V165H247ZM237 165V166H236ZM240 165V166H239ZM198 166V167H197ZM209 166V167H208ZM161 170H159L160 168H162ZM212 167V168H211ZM198 168V169H197ZM206 168V169H205ZM239 168V169H238ZM166 169V170H164ZM194 169V170H195ZM206 170V171H205ZM150 172V171H149ZM225 172V173H224ZM227 173V174H226ZM263 173V174H261ZM160 174V175H159ZM210 174V175H209ZM155 175V176H154ZM197 175V176H195ZM205 175V176H204ZM226 175V176H225ZM263 175V176H262ZM161 176V177H159ZM171 176V177H170ZM210 176V177H209ZM232 176V177H231ZM131 177V178H130ZM196 179H195V178ZM237 177V178H235ZM130 178V179H129ZM158 178V179H157ZM170 178V179H169ZM203 178V180L201 181V179ZM212 178V179H211ZM140 179V180H139ZM209 179V181H208ZM219 179V180H218ZM235 179V180H234ZM247 179V180H246ZM251 179V180H250ZM133 180V181H132ZM167 180V181H166ZM169 180V181H168ZM243 180V181H242ZM250 180V181H249ZM260 180V181H259ZM262 180V181H261ZM135 181V182H134ZM164 181V182H162ZM175 181V182H174ZM195 181V182H194ZM212 181V182H211ZM217 181L219 183V181L222 183H225V182H231V183H236L238 184L237 182H239V188L236 189L237 191H235L234 193L235 194H232V193H221L220 191H218V185H217ZM142 182V183H141ZM170 182L172 183V185L170 184ZM174 182V184H173ZM206 185V183H208ZM250 184H249V183ZM131 183V184H130ZM138 183V184H136ZM211 183V184H210ZM215 183V185H214ZM144 185L141 186V185ZM168 184V185H166ZM179 184V185H178ZM261 184V185H260ZM133 185V186H132ZM148 185V186H146ZM162 185V186H161ZM174 185V186H173ZM177 187H176V186ZM182 185V186H180ZM260 185V186H259ZM146 186V187H145ZM171 186V187H170ZM196 186V187H195ZM199 186V187H198ZM203 188H202V187ZM205 186V187H204ZM169 187L170 189L174 188L176 190H178L179 192H181V196H180V193H176L173 196V195H168V197L166 196L167 195V191L169 190ZM211 187V188H210ZM260 187V188H259ZM164 188V189H163ZM193 188V190H192ZM197 188L199 190H197ZM207 188V189H206ZM215 188V189H214ZM259 188V189H258ZM132 191H131V190ZM140 189V190H139ZM166 189V190H165ZM245 189V190H244ZM124 190H126L124 192ZM145 190V191H144ZM149 190V191H148ZM161 190V191H160ZM162 190H164L162 192ZM182 190V189H181ZM129 191V192H128ZM134 191V192H133ZM141 191V193H144V196L140 198L137 197V195L139 194V192ZM144 191V192H143ZM166 191V192H165ZM192 193H191V192ZM206 191V192H205ZM212 191V192H211ZM215 191L216 193L214 194ZM128 192V193H127ZM149 192V193H148ZM153 192V193H152ZM159 192V193H158ZM162 192V193H161ZM185 194H184V193ZM219 192V193H218ZM124 193V194H122ZM128 195H127V194ZM131 193V194H130ZM147 195H146V194ZM202 193V194H201ZM213 193V194H212ZM126 194V195H125ZM133 196V199H131L132 196ZM136 194V195H135ZM153 194V195H152ZM159 196H158V195ZM165 194V195H164ZM187 194V195H186ZM225 194V196H223ZM228 194V196L226 195ZM126 198L130 201H128ZM150 195V196H149ZM179 195V196H177ZM193 195V196H192ZM197 195V196H196ZM233 195V197H232ZM120 196V197H119ZM128 196V197H127ZM130 196V197H129ZM155 196V197H154ZM158 196V197H157ZM166 196V198H164ZM172 196V197H171ZM187 196V197H186ZM227 196V197H226ZM122 197V198H121ZM153 197V198H152ZM172 199H171V198ZM175 197V198H174ZM186 197V198H185ZM223 197V198H222ZM124 198V199H123ZM136 198V199H135ZM155 198V199H154ZM160 198V199H159ZM121 199H123V201H121ZM154 199V200H153ZM217 199V200H216ZM234 199V201H233ZM113 200L115 202H113ZM142 202H141V201ZM156 200V201H155ZM195 200V201H194ZM214 200V201H213ZM231 200V201H230ZM137 201V202H136ZM144 201H146V203L144 204ZM163 201V202H161ZM212 201V202H211ZM111 202V201H110ZM141 202V203H140ZM157 202V204H156ZM160 202V203H159ZM216 202V203H215ZM114 203V204H113ZM124 203V204H122ZM183 203V204H182ZM190 203V204H189ZM195 203V204H194ZM205 203V204H204ZM218 203V204H217ZM226 203V204H225ZM259 203V204H258ZM111 204V205H110ZM129 204V205H128ZM160 204V205H158ZM162 204V205H161ZM182 204V206H181ZM94 205V206H93ZM101 205V206H100ZM103 205V206H102ZM105 205V206H104ZM108 205V206H107ZM123 205V206H122ZM127 205V206H126ZM187 205V206H186ZM193 205V206H192ZM214 205V206H213ZM87 208H85V207ZM93 206V208H91ZM107 206V207H106ZM130 206V207H129ZM139 206V207H138ZM141 206V207H140ZM191 206V207H190ZM163 207V208H162ZM190 207V208H189ZM98 208V209H97ZM114 208V209H113ZM135 208V209H134ZM195 208V209H194ZM198 208V209H197ZM214 208V209H213ZM230 208V209H228ZM100 209V210H99ZM134 209V210H133ZM140 209V210H138ZM184 210V211H183ZM259 210V211H258ZM195 211V212H194ZM199 211V212H198ZM233 211V212H232ZM165 212V213H164ZM178 212V213H177ZM228 212V213H227ZM231 214H230V213ZM246 212V213H245ZM78 213V214H77ZM105 213V214H104ZM237 213V214H236ZM76 214V215H75ZM161 214V215H160ZM217 216H216V215ZM219 214V215H218ZM80 215V216H79ZM89 215V216H88ZM125 215V216H124ZM149 215V216H148ZM173 215V216H171ZM256 215V216H255ZM263 215V216H262ZM119 218H117V217ZM171 216V217H170ZM228 216L231 217V218H236L238 219V225L234 226V225H231L228 224V221H227V218L225 217ZM70 217V218H71ZM77 219H76V218ZM86 217V218H85ZM94 217V218H93ZM97 217V218H96ZM122 217V218H121ZM125 217V218H124ZM153 217V218H152ZM163 217V218H162ZM170 217V218H169ZM224 217V219H223ZM54 218V217H53ZM52 218V219H53ZM96 218V219H95ZM99 218V219H98ZM124 218V219H123ZM165 218V219H164ZM173 218V219H172ZM180 218V219H178ZM217 218V219H216ZM106 219V220H105ZM168 219V220H167ZM95 220V221H94ZM100 220V221H99ZM162 220H164L162 222ZM177 220V221H176ZM208 220V221H207ZM47 221V220H46ZM83 221V222H82ZM94 223H93V222ZM122 221V222H121ZM158 221V222H157ZM169 221V222H168ZM171 221V222H170ZM210 221V222H209ZM216 221V222H214ZM219 221V222H218ZM75 222V221H74ZM77 222V223H78ZM82 222V223H80ZM96 222H99L96 224ZM121 222V223H120ZM140 222V223H139ZM150 222V223H149ZM165 222V223H164ZM174 222V223H172ZM183 222V223H182ZM198 222V223H197ZM212 222V223H211ZM257 222V223H256ZM87 223V224H86ZM193 223V224H192ZM218 223V224H217ZM254 223V224H253ZM262 223V224H261ZM90 226H89V225ZM94 224V225H93ZM168 224V225H167ZM207 224V225H206ZM217 224V225H215ZM248 224V225H247ZM246 225V226H245ZM256 225V226H255ZM230 226V227H229ZM234 226V227H233ZM244 226V227H243ZM251 226V227H250ZM254 226V227H253ZM263 226V227H262ZM89 227V228H88ZM169 227V226H168ZM174 227H169L171 230H175ZM215 227V228H214ZM232 227V228H231ZM178 228V229H177ZM229 228V229H228ZM255 228V229H254ZM164 232L168 233V231H170L169 229H166V228H163ZM228 230H232L234 232L231 233V236H229V234H227ZM239 230V231H238ZM251 231V232H250ZM209 232V233H208ZM238 234H237V233ZM259 232V233H258ZM258 233V235H257ZM197 234V235H196ZM210 234V235H209ZM223 234V235H222ZM255 234V236H254ZM260 234V235H259ZM214 235V236H213ZM206 236V237H205ZM241 236V237H240ZM245 236V237H244ZM221 237V238H220ZM231 237V238H230ZM259 237V238H258ZM263 237V238H262ZM220 238V239H219ZM238 239V240H237ZM257 239V240H256ZM163 240H166L163 242ZM221 240V241H220ZM228 240H231V241H228ZM255 240V241H254ZM236 241V242H235ZM238 241V242H237ZM241 241L240 244H238L239 242ZM163 242V243H161ZM200 244H198V243ZM244 242V243H243ZM254 242V243H253ZM225 243V244H224ZM230 243H235L233 244L234 247L237 246V248L234 249V247H227L225 246L226 244L229 245ZM237 243V244H236ZM259 243V244H258ZM162 247H161V246ZM164 245V246H163ZM180 245V246H179ZM187 245V246H186ZM195 245V246H194ZM200 247H199V246ZM263 245V246H262ZM191 246V247H189ZM246 246V247H245ZM262 247V248H261ZM192 248V249H191ZM253 248V249H252ZM181 249V250H180ZM221 249V250H220ZM237 249V250H236ZM163 250V251H164ZM180 250V251H179ZM229 250V252H225ZM241 250V252H240ZM164 251V252H165ZM184 252V254L188 253L189 256H191L189 258L192 259V260H188V258L185 257V260L183 259L184 256H181V258L179 257V252ZM216 251V253L214 252ZM251 251V252H250ZM253 251V252H252ZM255 251V252H254ZM183 252L181 254H183ZM221 254H220V253ZM239 252V253H238ZM246 252V253H245ZM162 253V252H161ZM168 252H165V253H162L164 255H168L170 254ZM225 253V254H224ZM244 253V254H242ZM249 253V254H248ZM216 254V255H215ZM238 254V255H237ZM241 256V257H240ZM179 257V258H177ZM215 257V258H213ZM234 258V259H233ZM138 259V260H137ZM145 258H143L144 260ZM172 259V260H171ZM179 259V260H178ZM201 259V260H200ZM204 259V260H203ZM214 259V260H213ZM236 259V260H235ZM194 260L196 262H194ZM231 260V261H229ZM147 261V262H146ZM187 261V262H186ZM206 261V262H205ZM248 261V262H247ZM131 262V263H130ZM156 262V263H155ZM186 262V263H185ZM160 263V264H161Z\"/></svg>","mask_w":264,"mask_h":264}]
</instances>
